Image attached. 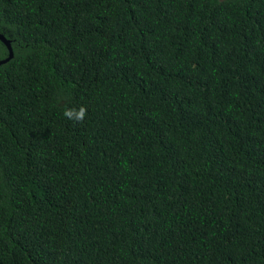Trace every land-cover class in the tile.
I'll use <instances>...</instances> for the list:
<instances>
[{
    "label": "trees",
    "instance_id": "obj_1",
    "mask_svg": "<svg viewBox=\"0 0 264 264\" xmlns=\"http://www.w3.org/2000/svg\"><path fill=\"white\" fill-rule=\"evenodd\" d=\"M0 32V264H264V0H0Z\"/></svg>",
    "mask_w": 264,
    "mask_h": 264
},
{
    "label": "clouds",
    "instance_id": "obj_2",
    "mask_svg": "<svg viewBox=\"0 0 264 264\" xmlns=\"http://www.w3.org/2000/svg\"><path fill=\"white\" fill-rule=\"evenodd\" d=\"M87 113V110L81 106L79 110L75 109H66L64 112V116L68 119H75L76 122L81 123Z\"/></svg>",
    "mask_w": 264,
    "mask_h": 264
},
{
    "label": "water",
    "instance_id": "obj_3",
    "mask_svg": "<svg viewBox=\"0 0 264 264\" xmlns=\"http://www.w3.org/2000/svg\"><path fill=\"white\" fill-rule=\"evenodd\" d=\"M0 41L6 46V48L8 50L7 57L4 58V59H0V64H2V63L7 62L8 60H10L13 57V50H12L11 42H10V40L8 38H7V41H2V40H0Z\"/></svg>",
    "mask_w": 264,
    "mask_h": 264
},
{
    "label": "snow or ice",
    "instance_id": "obj_4",
    "mask_svg": "<svg viewBox=\"0 0 264 264\" xmlns=\"http://www.w3.org/2000/svg\"><path fill=\"white\" fill-rule=\"evenodd\" d=\"M0 40L7 41V37H5L2 32H0Z\"/></svg>",
    "mask_w": 264,
    "mask_h": 264
}]
</instances>
